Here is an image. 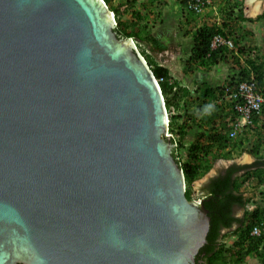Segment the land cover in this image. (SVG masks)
Returning <instances> with one entry per match:
<instances>
[{"label": "water", "instance_id": "obj_1", "mask_svg": "<svg viewBox=\"0 0 264 264\" xmlns=\"http://www.w3.org/2000/svg\"><path fill=\"white\" fill-rule=\"evenodd\" d=\"M113 18L0 0V264H195L206 243L161 89Z\"/></svg>", "mask_w": 264, "mask_h": 264}, {"label": "trees", "instance_id": "obj_2", "mask_svg": "<svg viewBox=\"0 0 264 264\" xmlns=\"http://www.w3.org/2000/svg\"><path fill=\"white\" fill-rule=\"evenodd\" d=\"M104 1L114 13V31L118 38H132L138 47H147L148 50L166 49V45L152 35L141 12L136 10L137 0H126L117 5L112 0ZM175 1L181 6L184 17L194 18L187 9L186 0ZM243 3L244 0H221L218 8L220 21L201 19L190 31L193 46L185 62L184 73L191 69L209 72L215 65L227 63L234 73L222 82H202L193 92L173 77L166 67L155 63L144 49L141 50L159 82L165 106L170 112L169 126L176 137L172 155L183 171L188 200L192 199L190 186L209 173L217 159L233 160L235 150H246L254 157L250 164L233 162L223 167L203 184V205L208 210L210 227L206 243L195 257V264H241L252 256L259 264H264V233L259 236L250 234L255 226H264V203H253L251 193L263 188L260 193L264 200V102L259 113L252 111L250 114V123L244 125L242 131H236L237 137H231L232 124L239 120L240 115L237 106L245 103L239 85L249 83L253 77L255 90L264 97V59L257 52L256 45L242 44L245 36L252 33L243 31L239 34L240 23L253 21L244 15ZM122 6H125L124 10ZM128 12L132 19H122ZM215 36L230 41L233 48L225 44L212 48ZM172 109H183L184 114L171 113ZM189 130L195 131V138L187 147V160L181 162L176 151L177 147L184 145ZM250 203L253 208L248 211ZM240 210H243L242 216L238 215ZM230 234H237V238L226 246L222 239Z\"/></svg>", "mask_w": 264, "mask_h": 264}, {"label": "crops", "instance_id": "obj_3", "mask_svg": "<svg viewBox=\"0 0 264 264\" xmlns=\"http://www.w3.org/2000/svg\"><path fill=\"white\" fill-rule=\"evenodd\" d=\"M144 3L145 2H141V1L139 2V4L143 5V7L145 6ZM220 3H221V0H218V3H215L214 7L207 9L204 12V14L201 15L200 17L194 16V18H190L187 16L184 17V15L182 14L181 6L175 0H163L162 4L160 5V6L162 5L166 6V4L171 5L172 9L170 13H168V11L164 9H162L163 11H160V6L157 9H155V11L153 9L148 10L149 15L150 16L152 15L153 19H156V20L158 19V26L160 27V31H161V32L158 31L156 27L157 23L156 24L153 23L154 27L153 28L150 27L152 35L156 39H158L159 41H161L162 43L166 45L165 50L157 51L160 54V56H163L161 57L160 60L166 63L165 61H169V58H174L175 60L171 59V62H173L174 60L173 63L177 64L174 66V70H173L176 75L175 78H177L178 80H182V81L185 80L186 83L184 85L187 86L188 88H189L188 83L195 84L197 86L198 84L202 82L216 83V82H220V80L222 82L223 80H225V78H227L229 75L232 74L233 70L231 69V72H230V70L225 66V63H219L215 65L209 72H206L201 69H191L187 72V74L184 73L185 62L189 58L191 54V49L193 46V38L191 36L190 31L193 29L194 25L200 22L201 19L207 18L212 21L218 22L219 19L221 18V13L218 9ZM136 10H139V9H136ZM244 15H245V11H244ZM216 16L218 18L217 20H216ZM261 21L262 19H260L259 21H255V22L253 21L254 25L250 24V23H253L251 21L250 23L249 21L240 23L241 30H239V34H242L245 31H250L252 34L245 36L243 43L246 42V43H252L256 45L257 52L259 53L260 57L264 59V40L261 37L259 30L257 31L255 30V29H258L257 24L260 23ZM144 22H147V21L144 20ZM180 22H181V25L179 27L178 24H180ZM184 27H187V30L185 29L184 31H182ZM177 29L181 32L177 31ZM166 30H169V32L173 30L176 33L175 34L176 37L170 40L171 38L170 36H168ZM186 31L188 33H186ZM165 38L168 40H166ZM170 42H173V43H170ZM163 53H166L165 55L169 54L167 58H165ZM160 60H158L157 64L166 67L171 72V67L169 65H165L161 63ZM214 69H216V71L217 70L219 71L215 72Z\"/></svg>", "mask_w": 264, "mask_h": 264}, {"label": "rangeland", "instance_id": "obj_4", "mask_svg": "<svg viewBox=\"0 0 264 264\" xmlns=\"http://www.w3.org/2000/svg\"><path fill=\"white\" fill-rule=\"evenodd\" d=\"M140 1L141 2H145L144 3V5H145L144 7H143V5H140L139 4ZM112 2H113L114 5H117V4H120V3H125L126 0H112ZM162 2H163V0H137V3L135 5V8L136 9H139V11H141V13L144 16V20H146L151 25L150 26L151 28H153L154 27V24L157 23V26L156 27H157L158 31H160V27L158 26V19L157 20L156 19H153V16L152 15L151 16L149 15L148 10L149 9H153L155 11V9H157L162 4ZM215 3H218V0H213L212 7H214V4ZM121 9L124 10L125 9V6H122ZM162 9H164V10L168 11V13H170L172 7H171V5L166 4V6H164V5L160 6V11H163ZM243 9L245 11V15L248 18L253 19L254 22L255 21H259L260 19H262V21L257 24V28L258 29H255V30L256 31L259 30V33H260L261 37L264 40V0H244ZM260 15H261V18H260ZM122 19L131 20L132 18H131L130 12L126 13L123 16ZM217 19L218 18L216 16V20ZM219 21H220V19H219ZM253 21H251V22H253ZM254 22L253 23H250V21H249V23L252 24V25H254ZM178 25L180 27L181 22ZM174 29H176V28H174ZM185 29L187 30V27H184L182 31H184ZM177 31H179V30L177 29ZM166 32H167L168 36H170V38H171L170 40H172L173 38L176 37V35H175L176 33L173 30L170 31L171 33L169 32V30H166ZM179 32H181V31H179ZM186 33H188V32L186 31ZM166 40H168V39H166ZM170 43H173V42H170ZM247 44H249V43H247ZM250 44H252V43H250ZM142 49L145 50L146 54H148V55L151 56L152 60L155 63H157L158 60H160L161 57H163V56H160V54L157 51L148 50L147 47H140V46L137 47L136 46V50L138 52H141ZM165 54L166 53H163V55L165 56V58H167V56L169 54L168 53H167L168 55H165ZM171 59H174V58H169V61H165L166 63H164L161 60L160 61H161V63H163L165 65H169L171 67V72L170 73H171V75L173 77H175L176 75H175V73H174L173 70H174V66L177 65V64L173 63L175 59L173 60V62H171ZM225 66L231 72V66L229 64H227V63H225ZM214 70H215V72L219 71V70L216 71V69H214ZM232 73H234V70L232 71ZM179 81L182 83V85H184L186 83L185 80L184 81L179 80ZM220 82H221V80H220ZM188 86L191 89V91L194 92L193 89H194V87H196V85L195 84H189L188 83ZM172 111L175 114H180V113L181 114H184V110L183 109H179V110L172 109ZM181 121H182V119L179 120V122H181ZM194 138H195V131L194 130H192V131L189 130L188 131V134L186 136L184 145L182 147H180V149L177 151L178 156L180 157L181 162H184V161L187 160V152L188 151H187V148L186 147L193 141ZM262 149H263L262 153L264 154V146H263ZM232 157H233V160L217 159L216 163L214 164V167L210 170L209 173H207L202 178L197 179L196 181L193 182V184L190 186L191 191H192V200L198 199V195L201 193L203 184H205L206 181L210 177H212L215 174H217L218 170H221L223 167L224 168L227 167L229 164H231L233 162H236L238 164H250L254 160L253 156H251V154H249L248 151H246V150L245 151H242V152H239L238 150H235L233 152V154H232ZM262 190H263V188H260V189H258L255 192H251L252 195L254 196V202L253 203L256 202V203H259L260 205L264 203V200H262L263 199L262 193H260ZM251 208H252V203H250V204L247 205V210L248 211H250ZM242 211L243 210L238 211V215H241V213H243ZM231 241H234V238L228 239L226 243L227 244H230ZM242 264H259V261L256 258L252 257V258L246 259V261L242 262Z\"/></svg>", "mask_w": 264, "mask_h": 264}, {"label": "built area", "instance_id": "obj_5", "mask_svg": "<svg viewBox=\"0 0 264 264\" xmlns=\"http://www.w3.org/2000/svg\"><path fill=\"white\" fill-rule=\"evenodd\" d=\"M187 9L194 15L203 14L209 7L212 6V0H186ZM220 44H225L229 48H233V44L230 41L222 39L220 36H215L211 47L215 48ZM256 82L251 77L250 82H242L239 85L240 95L243 97L245 103L243 106H237L240 112L239 120L232 124L233 131L231 137H236V131H241L243 126L250 123V114L252 111L255 113L260 112L261 103L264 102V97L255 90ZM264 231V228L262 229ZM261 230L259 228H254L252 233L259 235Z\"/></svg>", "mask_w": 264, "mask_h": 264}, {"label": "clouds", "instance_id": "obj_6", "mask_svg": "<svg viewBox=\"0 0 264 264\" xmlns=\"http://www.w3.org/2000/svg\"><path fill=\"white\" fill-rule=\"evenodd\" d=\"M212 2H213V0H212ZM212 7V6H211ZM211 7H209V8H211ZM112 12V11H111ZM114 14V13H113ZM204 14V13H203ZM203 14H201V15H203ZM192 15H194V14H192ZM201 15H194L195 17H198V16H201ZM113 23H114V26H116V21H115V17L113 18ZM133 41H134V45H135V49H136V46L138 47V45H137V42L134 40V39H132ZM242 44H243V42H242ZM137 51V50H136ZM138 52V51H137ZM141 56H142V58L146 61V59H145V57L141 54V52H138ZM147 62V61H146ZM148 64V63H147ZM149 66V65H148ZM149 68H150V66H149ZM150 70H151V68H150ZM151 72H152V70H151ZM170 72V71H169ZM153 73V72H152ZM171 74V73H170ZM155 77V76H154ZM253 78V77H252ZM155 80H156V82H157V86L159 87V89H160V85H159V82H158V80L155 78ZM194 89H195V87H194ZM162 93V92H161ZM164 100V99H163ZM165 102V101H164ZM165 112H166V129H165V132H164V134H163V136H165V137H167V136H170L171 138H172V140H173V144H174V149L176 148V142H174V140H176V137H175V135L171 132V130H170V126H169V123H170V112H168L167 111V108H166V106H165ZM171 113H174V112H171ZM242 131V130H241ZM173 137H174V139H173ZM237 137V136H236ZM185 139H186V137H185ZM185 139H184V142H185ZM188 147V146H187ZM186 147V148H187ZM180 149V147L178 148L177 147V151ZM177 151H176V153H177ZM177 155H178V153H177ZM252 156V155H251ZM179 157V156H178ZM254 158V157H253ZM179 160H180V157H179ZM181 161V160H180ZM178 164V163H177ZM180 167V166H179ZM182 170V169H181ZM183 172V171H182ZM184 175V174H183ZM216 175V174H215ZM185 180V179H184ZM208 181V180H207ZM206 181V182H207ZM186 189H187V184H186V182H185V193H186ZM202 191V190H201ZM204 194V193H203ZM203 194H199L198 195V199H196V200H189V201H191V202H194V203H196L197 205H199V204H202L203 205V200H204V198H205V196H203ZM187 198V197H186ZM204 206V205H203ZM252 208H253V204H252ZM251 208V209H252ZM243 212V211H242ZM243 215V213H241V215H239V216H242ZM254 228H259L260 230H261V232H260V234L259 235H261V234H263L264 233V231L262 230L263 228H264V226H255ZM253 228V229H254ZM253 229L251 230V232H250V234L253 236H259V235H255V234H253L252 233V231H253ZM230 238H234V241H236V238H237V234L236 235H234V234H230L229 236H227V237H225V238H223L222 239V241H223V243H225V245L226 246H230L234 241H231V243L230 244H227L226 242H227V240L228 239H230ZM253 257V256H252ZM252 257H250V258H252ZM255 258V257H254ZM249 259V258H248ZM244 261H246V260H243V262ZM242 264V263H241Z\"/></svg>", "mask_w": 264, "mask_h": 264}, {"label": "flooded vegetation", "instance_id": "obj_7", "mask_svg": "<svg viewBox=\"0 0 264 264\" xmlns=\"http://www.w3.org/2000/svg\"><path fill=\"white\" fill-rule=\"evenodd\" d=\"M204 192L203 191H201V194H203Z\"/></svg>", "mask_w": 264, "mask_h": 264}, {"label": "bare ground", "instance_id": "obj_8", "mask_svg": "<svg viewBox=\"0 0 264 264\" xmlns=\"http://www.w3.org/2000/svg\"><path fill=\"white\" fill-rule=\"evenodd\" d=\"M110 17H112V16L110 15Z\"/></svg>", "mask_w": 264, "mask_h": 264}]
</instances>
